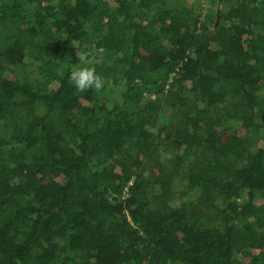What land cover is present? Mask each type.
<instances>
[{"label":"trees","instance_id":"1","mask_svg":"<svg viewBox=\"0 0 264 264\" xmlns=\"http://www.w3.org/2000/svg\"><path fill=\"white\" fill-rule=\"evenodd\" d=\"M216 8L0 0V264H264V0Z\"/></svg>","mask_w":264,"mask_h":264},{"label":"clouds","instance_id":"2","mask_svg":"<svg viewBox=\"0 0 264 264\" xmlns=\"http://www.w3.org/2000/svg\"><path fill=\"white\" fill-rule=\"evenodd\" d=\"M68 79L72 86L81 92L89 89L99 92L104 86V81L92 67L73 68Z\"/></svg>","mask_w":264,"mask_h":264},{"label":"rangeland","instance_id":"3","mask_svg":"<svg viewBox=\"0 0 264 264\" xmlns=\"http://www.w3.org/2000/svg\"><path fill=\"white\" fill-rule=\"evenodd\" d=\"M182 2H184L185 5L193 8L195 13L206 16L216 11L218 0H182ZM9 76L10 74L8 75V77ZM114 96L119 97V94L115 93Z\"/></svg>","mask_w":264,"mask_h":264},{"label":"built area","instance_id":"4","mask_svg":"<svg viewBox=\"0 0 264 264\" xmlns=\"http://www.w3.org/2000/svg\"><path fill=\"white\" fill-rule=\"evenodd\" d=\"M124 197H125V198H127V197H128V194H127V192H126V194H124Z\"/></svg>","mask_w":264,"mask_h":264}]
</instances>
